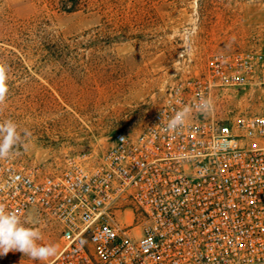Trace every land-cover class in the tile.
I'll list each match as a JSON object with an SVG mask.
<instances>
[{"label": "built area", "instance_id": "1", "mask_svg": "<svg viewBox=\"0 0 264 264\" xmlns=\"http://www.w3.org/2000/svg\"><path fill=\"white\" fill-rule=\"evenodd\" d=\"M264 84V55L211 57L167 88L138 132L52 171L0 162V203L54 224L46 264H264V114L223 113ZM201 96L211 109L201 114ZM193 111L166 131L175 112ZM0 264H14L7 254Z\"/></svg>", "mask_w": 264, "mask_h": 264}, {"label": "rangeland", "instance_id": "2", "mask_svg": "<svg viewBox=\"0 0 264 264\" xmlns=\"http://www.w3.org/2000/svg\"><path fill=\"white\" fill-rule=\"evenodd\" d=\"M236 51L264 55V0H0L9 88L0 123L12 120L21 135L10 157L52 171L85 152L102 155L116 133L143 127L177 79ZM223 106L264 114V84ZM21 222L59 249L54 224L35 213ZM8 254L14 264L54 257Z\"/></svg>", "mask_w": 264, "mask_h": 264}, {"label": "clouds", "instance_id": "3", "mask_svg": "<svg viewBox=\"0 0 264 264\" xmlns=\"http://www.w3.org/2000/svg\"><path fill=\"white\" fill-rule=\"evenodd\" d=\"M7 79V66L0 61V109L5 104L9 91ZM196 107L201 114H205L211 109L212 101L201 96ZM192 111V105H185L176 111L169 119L165 130L177 131L182 128ZM20 142L21 135L15 122L9 119L0 123V159L13 155ZM41 239L42 235L38 230L26 227L15 212L7 211L5 205L0 203V256H6L12 251H19L28 258L39 261L55 256L57 248L52 244L38 243Z\"/></svg>", "mask_w": 264, "mask_h": 264}]
</instances>
